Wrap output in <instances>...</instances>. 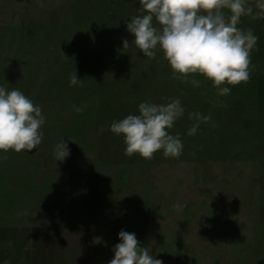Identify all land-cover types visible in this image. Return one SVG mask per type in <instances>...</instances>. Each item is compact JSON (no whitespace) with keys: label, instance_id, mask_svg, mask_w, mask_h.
I'll list each match as a JSON object with an SVG mask.
<instances>
[{"label":"rangeland","instance_id":"obj_1","mask_svg":"<svg viewBox=\"0 0 264 264\" xmlns=\"http://www.w3.org/2000/svg\"><path fill=\"white\" fill-rule=\"evenodd\" d=\"M139 7V0H0V86L22 91L45 117L33 153L9 150L0 159V225L123 228L125 215L147 206L164 215L166 237L195 236L197 264H264V17L254 10L255 18H241L238 27L259 38L251 79L228 85L216 105L202 74L192 77L199 87L172 79L162 52L149 59L131 42L126 22ZM75 73L81 82L70 86ZM175 98L185 114L169 132L183 154L125 156L111 124L138 114L141 102ZM190 112L211 117L193 136ZM61 140L70 149L63 162L53 154ZM185 209L195 214L190 223L179 218Z\"/></svg>","mask_w":264,"mask_h":264},{"label":"clouds","instance_id":"obj_2","mask_svg":"<svg viewBox=\"0 0 264 264\" xmlns=\"http://www.w3.org/2000/svg\"><path fill=\"white\" fill-rule=\"evenodd\" d=\"M140 13L126 22L127 31L133 36L136 48L145 57L156 59L163 53L172 69V79L199 87L200 81L192 78L202 74L212 82L218 96L229 95L230 86L247 83L251 79V53L258 37L251 28L238 27L241 18L256 14L264 17V0H139ZM129 41H123V48ZM159 62V60H157ZM81 82L75 74L70 76V86ZM185 114L179 98L167 103L141 102L138 114H129L114 121L110 131L123 137L124 154H139L145 160L154 159L163 150L165 158H179L184 145L178 135L169 130ZM196 123L188 131L196 134L201 121L210 116L199 112L188 113ZM45 117L39 105L19 89L8 90L0 86V151L31 152L43 141L42 125ZM54 158L63 162L70 155L68 143L58 142L53 149ZM177 211L182 205L173 206ZM120 242L112 251L109 264H163L155 259L147 247L141 246L135 233L121 230Z\"/></svg>","mask_w":264,"mask_h":264},{"label":"crops","instance_id":"obj_3","mask_svg":"<svg viewBox=\"0 0 264 264\" xmlns=\"http://www.w3.org/2000/svg\"><path fill=\"white\" fill-rule=\"evenodd\" d=\"M148 208L132 209L123 217L126 226L107 230L78 222L0 225V264H109L121 230L135 233L141 246L163 264H197L195 236L189 232L176 239L166 237L164 215L149 214ZM190 212L185 209L179 218L190 223L195 216Z\"/></svg>","mask_w":264,"mask_h":264},{"label":"water","instance_id":"obj_4","mask_svg":"<svg viewBox=\"0 0 264 264\" xmlns=\"http://www.w3.org/2000/svg\"><path fill=\"white\" fill-rule=\"evenodd\" d=\"M219 97L216 93V90L214 88H212L211 91H209L207 94H206V98L213 104H216L218 105L219 104ZM35 150H32L30 153H33Z\"/></svg>","mask_w":264,"mask_h":264}]
</instances>
